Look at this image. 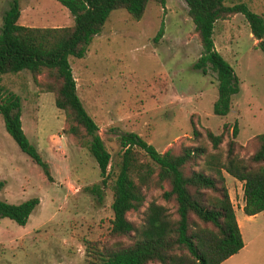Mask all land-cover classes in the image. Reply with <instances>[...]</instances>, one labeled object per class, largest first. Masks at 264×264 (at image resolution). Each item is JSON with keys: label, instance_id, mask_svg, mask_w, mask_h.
<instances>
[{"label": "rangeland", "instance_id": "374dc122", "mask_svg": "<svg viewBox=\"0 0 264 264\" xmlns=\"http://www.w3.org/2000/svg\"><path fill=\"white\" fill-rule=\"evenodd\" d=\"M11 0H0L2 13ZM242 2L264 16V0ZM18 23L31 27H63L73 23L67 8L55 0H19ZM163 35L154 40L161 23ZM215 48L232 66L239 91L225 116L212 112L217 97L215 73L203 75L193 68L201 53L199 38L183 0H166L164 9L149 1L139 20L124 9L112 10L102 31L92 38L84 57L68 56L76 93L98 125V133L112 162L118 158L117 135L134 132L158 151L182 145L210 149L206 129L223 133L221 147L238 124L235 140L241 156L252 153L251 139L264 133V58L241 14L215 23ZM46 69L38 76L43 80ZM6 92L20 98L21 124L28 141L49 164L53 182L23 153L7 133L0 115V200L20 203L37 197L39 204L24 226L0 218V264H85L86 241L109 247L127 236H108L112 219V191L101 184L99 168L81 139L69 132L54 95L42 91L27 70L1 75ZM223 124H227L223 131ZM193 127L201 138L195 140ZM237 208L243 201L241 183L225 174ZM100 187L101 198L90 187ZM159 189L147 192L138 211L127 213L135 223L143 221L150 200L165 204ZM166 205V204H165ZM173 211V206L167 204Z\"/></svg>", "mask_w": 264, "mask_h": 264}, {"label": "trees", "instance_id": "16d2710c", "mask_svg": "<svg viewBox=\"0 0 264 264\" xmlns=\"http://www.w3.org/2000/svg\"><path fill=\"white\" fill-rule=\"evenodd\" d=\"M73 17L70 26L31 27L18 23L19 0H11L2 13L0 26V115L7 133L19 149L39 166L53 182L49 164L23 132L20 98L4 91L1 75L30 72L37 86L54 95L57 109L65 114L69 132L81 139L97 162L101 184L112 191V219L108 236H127L130 242L105 247L86 241L85 264H220L238 253L244 243L229 197L225 174L241 183L242 210L246 215L264 212V133L251 139L252 153L241 156L243 147L235 140L238 124L234 121L231 136L221 147L223 133L206 129L210 149L201 144L182 145L158 151L134 132L117 135L118 158L112 162L98 133V125L83 107L68 62V56H85L92 38L102 31L112 10L124 9L134 20L141 19L149 1L164 9L166 0H55ZM194 24L201 53L193 64L206 75L215 73L217 97L212 112L225 116L232 97L239 91V79L232 66L215 48L213 31L218 20L241 14L264 58V16L253 12L245 3L226 4L224 0H183ZM163 35V22L154 37ZM46 69L43 80L38 76ZM227 124H223V131ZM195 140L201 133L193 127ZM4 181L0 180V189ZM159 189L165 204L150 200L143 210V221L135 223L127 213L138 211L147 192ZM90 191L101 198L99 186ZM37 197L20 203L0 200V218L24 226ZM167 204L173 206L170 210Z\"/></svg>", "mask_w": 264, "mask_h": 264}, {"label": "crops", "instance_id": "0c3cea01", "mask_svg": "<svg viewBox=\"0 0 264 264\" xmlns=\"http://www.w3.org/2000/svg\"><path fill=\"white\" fill-rule=\"evenodd\" d=\"M229 197L232 201L230 191ZM243 204L244 201L237 207L239 213H236V207L233 206L244 245L238 253L220 264H264V212L246 215L242 210Z\"/></svg>", "mask_w": 264, "mask_h": 264}]
</instances>
